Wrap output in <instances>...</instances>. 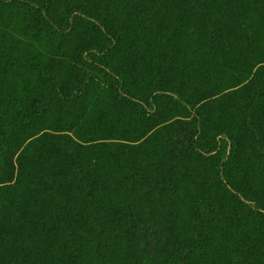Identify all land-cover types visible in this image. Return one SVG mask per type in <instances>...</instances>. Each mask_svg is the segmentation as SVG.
<instances>
[{
    "label": "trees",
    "instance_id": "obj_1",
    "mask_svg": "<svg viewBox=\"0 0 264 264\" xmlns=\"http://www.w3.org/2000/svg\"><path fill=\"white\" fill-rule=\"evenodd\" d=\"M92 1L0 0V264H53L59 260L63 264H79L77 257L72 255L78 251L79 241L86 234L87 228L71 225L79 223L77 219L71 224L67 220L60 223L57 218L49 216L45 219L41 204L54 200L63 209L79 214L89 213L90 209L99 205L97 184L100 183L94 186L85 182V179H92V172L84 163L87 156L82 157L81 150L90 147L96 149L98 160L102 158L99 161L109 158L107 165L112 164L115 168L112 169L111 166L110 169L102 168L101 171L110 178L113 189H120L115 177L122 166L127 170L128 165L132 170V163H135L132 152L139 148L127 146L121 141H139L166 121L160 119L159 112H145L142 103L155 98L157 91L165 90L166 87L160 86V79L162 83L169 82L173 78V71L184 81V76L191 75L186 69L188 66L185 67L188 65L185 53L179 49L180 45L177 47L173 44L183 31L190 30L194 35L196 23L204 25L210 31L214 42L210 51L213 55L209 62L210 69H204L208 71L209 77L218 78L220 73L244 75L247 72L248 77L260 82V70L251 76L250 74L252 68L264 63V50L260 51V57L247 59L249 62L241 69L228 56L235 38L240 37L238 31L241 27L248 29L252 24H258L260 18H255L259 13L263 18L260 24H264V0H256L254 4L247 0H228L223 3L216 0H124L125 17L122 23L117 24V28L110 24V18L114 17L111 5L122 0H94L95 7L92 6ZM225 5L226 8H223ZM76 11L102 20L95 23ZM24 23L34 25V28L25 27ZM81 31L84 33H80ZM141 33H147L149 40L146 49L148 55L145 58L141 57L143 54L134 52ZM122 45H125L124 56L120 55ZM246 45H249V36L246 37ZM90 57L93 60L100 58L104 62L106 85L111 93V103L115 106L111 111L112 117L108 118L107 134L101 133L100 126L89 132L85 131L84 136L80 132H74L75 135L61 133L79 129L77 121L83 107L86 109L85 102L88 100V96L82 95L80 91L95 88V83L92 82L95 81V76L87 72L90 67L85 66L92 65L86 61ZM72 59L76 64H71ZM256 89V96L260 100L264 92L259 89V84ZM194 98L195 95L192 99ZM104 103L102 100V104ZM66 112L69 118H59ZM203 114L197 120L198 130L204 129L205 121L209 123L211 119L210 115ZM220 120L224 121V127L231 129L226 132L231 141H234V124L227 122L225 117ZM159 128L150 136L155 138V133L162 130ZM104 136L115 141L109 144L93 143L105 138ZM258 140V151L255 153L260 155L264 165V131L259 132ZM161 142L163 144L158 146L159 152L167 151L170 155L178 146L193 150V146L180 145L174 133L166 135ZM79 151L80 156L77 154ZM226 151L225 149L224 154ZM181 152L183 151L179 154ZM238 155V152L231 151L230 157L223 163L220 158L216 168L219 172L223 170V173L227 169L238 171L241 164L243 171L247 164ZM167 159L168 157L158 159L162 169L166 166V178L160 177L157 171L159 167L150 162L142 167L151 165L143 173L141 184L150 183L153 189H161L157 194L159 197L164 194L171 196L177 190L172 178L168 176L173 167L175 170L181 168L193 171H197L198 167L188 160L183 164L173 162V158L170 161ZM57 160L62 161L65 168L56 167ZM39 162L46 164L48 169L36 172V163ZM47 173L52 179L55 176L57 178L50 186L41 182ZM93 178L101 177L97 175ZM123 178L137 180L131 174L127 175L126 171ZM36 180L38 182L34 186L29 185ZM240 182L246 184L243 178ZM19 188L23 194L28 195L27 191L46 188L49 193L38 198V208L25 206L21 209L17 202L20 198L17 196ZM164 188L166 190L163 191ZM118 198L113 190L112 199L109 200L111 211L117 213L118 210L122 215L121 224L115 233L109 234L104 227L99 230L100 224L90 230V239L100 234L104 247L105 243L120 240L121 237L126 240L135 237L137 228L140 227L137 224L140 219L138 208L134 201ZM101 202H104L102 197ZM246 216V212L240 213L241 219ZM233 220V217L225 218L214 236L217 237L227 227L233 228ZM221 225L226 227L223 229ZM238 229L237 225L233 228L235 231ZM139 234H142L141 231ZM155 238L161 241L164 238L163 232L157 231ZM57 241L63 252L54 246ZM40 242L45 246L40 248H45L46 253L44 250L40 252L39 247L36 248V244ZM259 242L260 239H250L243 243L234 242L233 246L236 248L242 245L240 248L244 252H251L249 257L254 254ZM51 249L52 254L49 255Z\"/></svg>",
    "mask_w": 264,
    "mask_h": 264
},
{
    "label": "rangeland",
    "instance_id": "obj_2",
    "mask_svg": "<svg viewBox=\"0 0 264 264\" xmlns=\"http://www.w3.org/2000/svg\"><path fill=\"white\" fill-rule=\"evenodd\" d=\"M212 1L214 0L203 2ZM216 1L223 3L228 0ZM247 1L254 4L256 0ZM92 6L95 7L94 0ZM134 7H136L135 3ZM223 8H226V5ZM111 10L114 17L110 18V24L117 28V24L122 23L125 17V1L122 0L111 5ZM76 13L79 12L76 11ZM79 14L95 23L102 20L91 18L89 14ZM227 14L230 16L229 11ZM259 14L255 18H260L258 24H252V27L248 28L249 30L247 27L240 28L241 31H238L240 37L235 38V43L228 56L239 69L246 65V62H249L247 59L254 60L260 57V51L264 50V24H260L263 18L261 13ZM222 19L224 21V18ZM24 25L34 28V25L30 23H24ZM80 33L84 32L81 31ZM247 36H249L248 46L246 45ZM217 40L218 38L215 41ZM148 41V34L141 33L138 45L134 47L136 54H143L142 58L148 55L146 50ZM173 44L177 47L180 45L179 49L185 53L184 55L188 60V65L185 67L188 66L186 69L191 75L184 76L186 79L184 81L173 71V78L169 82L162 83V79H160V86L166 87L165 90L157 91L155 98L142 103L145 112H159L160 119L166 121L159 124L139 141H121L127 146H138L139 148L132 152L135 160V163H132V170L128 165L126 166L127 170H125V166H122L115 177L120 189H113V186L110 185L112 184L110 178L107 175L104 176L103 171H101L102 168L110 169L111 166L112 169L115 168L112 164L111 166L107 165V160L110 162L109 158H105L106 161H99L102 158L98 160L96 149L90 147L81 150L82 157L87 156L84 163L92 172L90 173L92 179H85V182L94 186L98 182L100 183L97 184L99 187L97 191L99 205L90 209L89 213L82 212L79 214L63 209L54 200L41 204L45 219L49 216L57 218L60 223L67 220L70 222L68 224L74 223L77 219L79 223L71 225L87 228L86 234L79 241L78 251L72 255V257H77L76 260L79 261V264L81 262L83 264H264V165L260 155H256L259 146L258 134L264 131V96L260 100L257 98L256 86L259 84V89L264 92V63L252 68L250 74L251 76L260 70V82L248 77L247 72L244 75L231 76L228 73H220L218 78L209 77L208 71L206 72L204 69L208 70L211 67L209 62L213 54L210 51L214 42L211 40L210 31L206 30V27L200 23H196L194 35L190 30L183 31L177 36L176 41H173ZM120 55H125V45H122ZM86 61L92 64L85 66L90 67L87 72H91L95 76V81H92L95 83V88L80 91L82 95L88 96V100L85 102L86 109L83 107L77 121L79 129L74 128L70 132L63 131L61 133L75 135L74 132L76 134L80 132L84 136L85 131L89 132L94 127L100 126L101 133L107 134L108 118L112 117L110 116L111 111L114 110L115 106L111 103V93L108 92L106 85L103 70L104 62L100 61V58L93 60L91 57ZM71 64H76L74 59H72ZM102 100L105 101L104 104H102ZM132 107L134 108V106ZM203 113L207 116L210 115L211 119L209 123L205 121L204 129L198 130L197 120L204 116ZM99 116H101L100 119ZM224 117L227 122L234 124L236 133L234 141H231L226 132L231 129L224 127V121L220 120ZM59 118H69L68 112ZM134 123L137 122L134 121ZM60 127L63 128V126ZM157 128L162 130L157 131L155 138H153L150 135ZM172 133L179 139L180 145L193 146V150L178 146L179 148H176L171 155L167 151L159 152L158 146L164 142H161V139H165L166 135ZM104 137L93 143L107 142L109 144L111 141H115L108 139V136ZM93 143L92 145H94ZM225 149L227 151L224 154ZM81 151L77 153L79 156ZM180 151L183 152L179 154ZM231 151L241 155V161L247 164L245 169L242 171L243 166L240 164L238 171L227 169L225 173L223 170L219 172L216 164L220 158L221 163L227 160ZM161 157H168L167 160L169 161L173 158V162L183 164L188 160L192 165L198 166L197 171L181 168L175 170L173 167V171L168 176L172 178V183L177 190L172 192L171 196L164 194L159 197L157 194L161 189H153L150 183L144 185L140 182L143 179V173L150 169L151 165L142 168L148 162L158 166L157 171L160 177L166 178V166L162 169L158 160ZM50 162L49 160L48 163ZM55 166L62 168L64 163L57 160ZM45 168L48 169L46 164L36 163V172ZM125 171L127 175L131 174L137 180H125L123 178ZM48 173L41 182L50 186L51 182L57 178L55 176V179H52ZM225 174L229 175L225 176ZM97 175L101 178H93ZM242 178L246 184L240 182ZM37 182L36 180L32 184L28 183L34 186ZM113 190L119 196V200L120 198H128L134 201V205L138 208L140 219L137 224L140 227L137 228L135 237L127 240L125 237H121L120 240L105 243L104 247L100 234H96L90 239V230L92 231L94 226L100 224L99 230L104 227L106 231H109V234H114L121 224V213L118 210L117 213H113L109 205ZM164 190L166 189L164 188ZM27 192L29 195L23 194L20 188L17 192V196H20L17 202L21 209L25 206L38 208L40 206L38 198L43 195L47 196L49 190L46 188ZM241 212H246V218L241 219ZM229 217L234 218L231 226L236 228L237 225L239 229L235 231L233 228L227 227L225 231L222 230L215 237L216 229L224 222L225 218ZM221 227L224 229L226 226L221 225ZM159 230L164 234L161 241L155 238L156 232ZM139 231L142 234H139ZM201 239L202 243L199 244ZM250 239H260L261 242L253 251L254 254L249 257L248 254L250 255L251 252H244L240 248L242 245L236 248L233 246L234 242L243 243ZM41 242L36 244V248L39 247L40 252L44 250L46 253L45 248H40L45 247ZM54 246L63 252L58 241L54 242ZM52 249L49 255L52 254ZM56 253L57 251L54 254ZM39 264L41 263L39 262ZM53 264L63 263L59 260Z\"/></svg>",
    "mask_w": 264,
    "mask_h": 264
}]
</instances>
